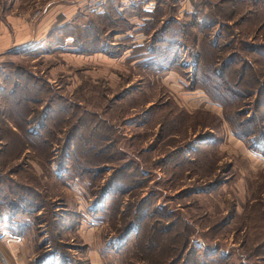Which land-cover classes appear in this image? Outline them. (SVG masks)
Returning <instances> with one entry per match:
<instances>
[{
  "label": "rangeland",
  "instance_id": "obj_1",
  "mask_svg": "<svg viewBox=\"0 0 264 264\" xmlns=\"http://www.w3.org/2000/svg\"><path fill=\"white\" fill-rule=\"evenodd\" d=\"M157 1L172 59L120 54L113 9L0 56V264H86L87 230L106 264H264V0Z\"/></svg>",
  "mask_w": 264,
  "mask_h": 264
},
{
  "label": "crops",
  "instance_id": "obj_2",
  "mask_svg": "<svg viewBox=\"0 0 264 264\" xmlns=\"http://www.w3.org/2000/svg\"><path fill=\"white\" fill-rule=\"evenodd\" d=\"M156 2L159 3L157 0H35L31 2L28 0H0V36L4 37V41L0 43H12V46L5 48L0 56L13 53L17 48L19 49L17 52L21 53L27 46L40 45L41 37L50 31L54 23H56L54 26H61L62 28L66 22L74 19L75 13L86 15L90 12H97L108 17L111 12L110 9H113L119 15L120 20L118 22L122 24L112 30L110 34L115 45L121 46L120 54H125L126 58L132 61L139 58L145 59L148 57L145 54L147 51H140L137 47L145 45L165 25L163 16L157 18L155 16V9L162 10V5L158 6ZM185 2L188 3V0ZM28 3H35L40 6V16L34 24L27 23L23 16L26 13ZM177 3L175 11L178 13L185 8H179L180 0ZM155 5L157 7L154 8ZM192 8L183 10V13H193ZM16 10L18 12H14ZM11 12L15 14H11ZM115 19L116 23L117 16ZM174 24H178L177 21ZM181 24L184 26L186 22ZM166 26L170 32L172 26L170 24ZM32 32L34 35L36 34L35 37H31ZM169 32L164 34L167 35ZM152 34L154 35L151 37ZM172 35L174 38L177 37L176 33H172ZM176 44L182 45V40L178 38ZM75 238L80 243L82 242L81 246L86 247L82 251L86 258V264H106V259H108L106 257L109 254L104 249L101 250L100 237L87 230L85 236L78 231Z\"/></svg>",
  "mask_w": 264,
  "mask_h": 264
},
{
  "label": "trees",
  "instance_id": "obj_3",
  "mask_svg": "<svg viewBox=\"0 0 264 264\" xmlns=\"http://www.w3.org/2000/svg\"><path fill=\"white\" fill-rule=\"evenodd\" d=\"M155 12V16L157 15V11H154ZM193 13H196V11L194 10V12ZM154 14V13H153ZM167 24H165V25H163V28H161V30H159L160 32H161V35L158 37V42H160V43H165V44H163V45H168V44H171V46L168 48V53H158V51L157 50H155V49H153V51H147V52H145V54H147L148 55V57L147 58H145L144 60H146V59H150V57H154V56H156V55H159V56H162L161 57V59H169V58H171L172 59V55H175V52H176V46H179L178 44H176V39H173V38H170L171 37V35L170 34H164L165 32H169V30H167V26H166ZM185 25V24H184ZM205 25V24H204ZM165 36V37H164ZM165 38H168L169 40H170V42L168 43L167 42V40H165ZM141 46V45H140ZM201 46V45H200ZM139 47V46H138ZM140 50V49H139ZM142 50H146V49H141L140 51H142ZM150 52V53H149ZM151 59H153V58H151ZM170 59V60H171ZM143 60V59H142ZM140 61V60H139ZM198 62H197V64L195 65V70H197V67H198ZM9 93L10 94H13L14 93V87H13V89L11 88V89H9ZM24 100V99H23ZM35 104H36V102H34ZM14 104L15 105H21L20 106V108L22 107H24V104H26L27 105V102H25V100L24 101H22V100H19V101H15L14 102ZM31 109L32 110H34V108L33 107H31ZM50 111H52V109L50 110ZM49 111V112H50ZM32 113H33V111H32ZM21 114V113H20ZM20 114H19V116H20ZM30 116V115H29ZM44 117V118H43ZM43 119H44V121H43V124H41L39 127H40V129H38V131L37 132H35V131H32V130H30V129H26V132L29 134V135H32V136H35L36 138H39V139H43L42 137H41V133H42V130L45 128V121H46V113H43ZM21 118L23 119V116H21ZM27 119V118H26ZM26 119H25V121H26ZM130 225V227L128 228V230H126L125 231V235H124V240L126 241V240H128L131 236H132V234H134V232H135V228L136 227H134V226H132L131 224H129ZM46 255L48 254V253H45ZM57 259V260H56ZM65 259L66 258H64V257H62L60 254H58V253H56V255H55V260L56 261H61V262H64L65 263ZM79 264V263H78ZM81 264H83V263H81Z\"/></svg>",
  "mask_w": 264,
  "mask_h": 264
}]
</instances>
